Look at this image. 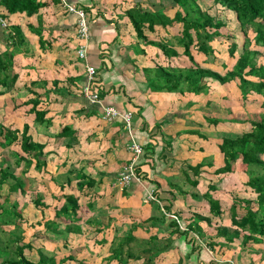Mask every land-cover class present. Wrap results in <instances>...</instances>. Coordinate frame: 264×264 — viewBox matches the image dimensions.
Masks as SVG:
<instances>
[{"label":"crops","instance_id":"crops-1","mask_svg":"<svg viewBox=\"0 0 264 264\" xmlns=\"http://www.w3.org/2000/svg\"><path fill=\"white\" fill-rule=\"evenodd\" d=\"M32 1L38 8L29 14L9 12L0 0V18L6 22L0 25V53L9 52L12 74H16L12 90L0 99L10 97L24 108L23 113L31 104L22 105V101L29 99L46 110L42 123L29 114L25 116H32L31 123L22 124V128L28 125L34 141L44 144L46 163L40 174L54 185L49 203L41 193L32 197L44 202L40 211L48 207L54 214L63 194L78 197L80 231L67 233L65 225L70 221L46 227L47 247L59 246L51 252L57 258L68 254L76 258L72 250H88L90 264H143L145 256H153L154 264H264V235H251L248 229L232 225L247 208L261 218L257 193L245 184L247 175L239 164L233 171H217L223 166L221 138L249 130V119L262 110L263 98L254 92L243 98L233 82L222 85L212 78H206L208 90L199 93L159 90L167 74L192 68L193 62L220 74L231 69H226L228 52L222 39L227 35L219 30L222 36L210 42L211 54L191 47V60L180 43L182 23L176 18L184 12L171 0H67L84 9L90 20L86 55L81 59L75 13L58 0ZM194 1L201 10L209 9L200 5L205 0ZM210 1V7L214 6ZM144 12L154 15L151 26L140 20ZM135 23L141 25L140 31ZM207 56L219 60L226 70L213 69ZM86 64L96 68L98 103L89 102L81 92ZM241 101L252 107L246 105L251 111L241 120L209 117L210 110L219 107L228 116L241 111ZM106 106L119 114L105 120ZM126 112L131 114L129 126L122 118ZM211 120H217L216 124ZM130 142L143 149L134 162L140 175L135 170L137 179L120 188L115 180L132 157L127 149ZM196 164L201 165L196 172L188 168ZM30 168L25 181L32 189ZM82 175L94 180L93 186L84 183L78 188ZM207 190L219 200V215L209 210ZM48 217L42 218V225L45 220L54 221ZM63 233L78 236L81 246H76L78 242L68 245ZM123 242L121 261L110 258L113 248ZM129 255L132 258L125 260ZM36 258L37 251L31 259ZM77 260L88 264L83 258Z\"/></svg>","mask_w":264,"mask_h":264},{"label":"trees","instance_id":"trees-1","mask_svg":"<svg viewBox=\"0 0 264 264\" xmlns=\"http://www.w3.org/2000/svg\"><path fill=\"white\" fill-rule=\"evenodd\" d=\"M171 1L183 9L184 14L180 16V13H177L176 18L182 23L180 43L184 47V53L189 55L191 60L192 57L189 52L191 47L196 50H202L205 54H211L213 52L210 42L215 37L222 36L219 30L225 26L227 10L233 13L235 20L240 26V31L244 36V39L242 38L239 44L240 52L235 57L233 66L224 74L207 68L204 70L193 62L194 66L192 68H187L186 70L176 68L172 71L173 73L171 75L167 74L165 76V82L160 86L159 90H187L199 93L208 90L206 78H212L222 85L233 82L241 92L243 98L250 92H254L263 98L261 102L262 110L252 114L249 119V130L244 131L238 136H223L221 138L222 140L218 148L223 155V166L218 168L217 171L220 173L233 171L236 164H239L240 168L246 173L247 180L245 184L257 193V210L260 211L261 218L256 219V210L247 208L245 215L237 220H233L232 218L234 221L232 225L248 229L251 235L254 233L264 235V0H212L214 5L213 12L210 10H201L194 0ZM2 4L9 12H21L25 10L31 14L38 8V6H33L32 0H3ZM141 19L147 21L148 25L151 26L155 18L150 12H144ZM134 26L135 29L140 31V24L135 23ZM249 33H251V36H249ZM14 34H16L15 31ZM226 37L230 38V36ZM250 42H253L254 48L250 47ZM237 46L238 44L235 42L227 43V52L230 57L234 58V51ZM258 55L263 57V60L260 62L256 60ZM11 61L12 57L9 55V52L0 53V96L12 90L16 79V74H12ZM27 104H31V107L27 108L24 114H33L34 121L42 123L46 110L38 107L39 102L37 100L29 99L22 101V105ZM211 121L215 124L217 122V120ZM17 131L15 128L0 130V147L4 145L9 146L13 143L19 146L20 152L16 153L14 163L18 169L22 170L21 175L23 177L22 179L20 176H16V172L9 171L8 166L0 167V186L7 179L12 181L4 196V199L11 203L12 209L11 211H5L1 205L2 203H0V225L2 223L4 224L1 220L4 213H10L14 222L22 219L21 213L17 211V199L26 190L25 171L32 165L40 171L46 163L43 150L44 144L32 139L28 133V125L24 124L22 130L20 132ZM200 167V164H196L195 166L188 165V168H192L193 172L199 170ZM134 169L140 175L139 167ZM82 180L83 182H79L78 188H81L84 183L87 186H93L94 184V180L85 175H82ZM62 197L64 200L54 210V217L70 221L65 225V231L67 233L79 232L80 227L78 221L80 220V216L78 210L80 205L78 203V197L73 194H63ZM204 197L208 202L210 212L219 215L222 212L219 200L213 198L208 190L205 192ZM32 203L38 208L44 206V202L39 197L34 198ZM54 222L55 220H45L43 225L49 228V226H54ZM35 223L41 224V220ZM19 239L20 241L16 242L14 246L12 257H6L0 260V264H85L71 254L57 258L55 254H49L40 248L37 249V258L33 260L26 254L31 249V244L24 242L21 238ZM130 240L131 237H128L126 242L129 243L131 242ZM126 242L118 244L120 246L117 248H113L110 258L117 259L120 262L122 258L119 255H122V248ZM129 258L132 257L129 255L125 260ZM152 259L153 256H145L143 264H154Z\"/></svg>","mask_w":264,"mask_h":264},{"label":"rangeland","instance_id":"rangeland-1","mask_svg":"<svg viewBox=\"0 0 264 264\" xmlns=\"http://www.w3.org/2000/svg\"><path fill=\"white\" fill-rule=\"evenodd\" d=\"M211 4L212 3L210 0L200 1V5L202 8H205V9L209 8L208 10L213 12L214 7L213 6L210 7ZM226 17L228 18L226 26L220 29V31L222 32V35L230 36V38H224V37L222 38L223 40H225L223 47L224 45L227 46L226 41L240 43L242 38L244 39V36L239 30V24L235 22L230 12H227ZM249 36H251V33H249ZM214 46L217 49L218 47L217 40L214 41ZM250 47L251 48L255 47L253 42H250ZM239 51H240V46H238L236 50L234 51V58L230 57L227 53H225V59L228 61V67L226 69L232 67L231 65L234 64L235 57L238 56ZM256 60L260 62L263 60V57H260L258 55L256 57ZM206 61L208 64L211 65L213 69H218L220 70V72H224L226 70L225 68H221L219 66V60H213L209 56H207ZM12 101L13 100L8 96L3 97L2 100L0 99V130L1 129L7 130V129H14V128L16 130L18 128L22 130L23 123H26V122L31 123L32 121V116H25V114L23 113L24 108H22V106L16 105ZM242 104L243 106H242L241 111H243V113L240 110H238L236 111V113L230 114V116H228V112H225L223 108L219 107L218 109L210 110L212 113H210L211 115H209V117H215L216 119L228 118L229 120H241L242 118L248 116V113L252 109L251 105L245 104L244 102H242ZM246 105L247 107L251 109L249 108L247 109ZM256 109H258V107H256L255 110ZM205 113H206V109H205ZM207 113H209V111H207ZM17 132H19V130ZM19 152H20L19 146L18 144L15 145V143L9 146L4 145L0 147V167L8 166L7 168L9 169V171L16 172L15 173L16 176H20L23 179L20 173V170L16 168L15 163H14L16 153H19ZM237 166L238 165H236V168ZM30 169L31 170L29 171L28 174L32 176V180L29 183L32 189L26 186L25 187L26 190L24 194L19 196L17 199V202H18L17 211L21 213L22 219L14 222L11 218L10 213H4L1 217V220L2 222H4V224L2 223L0 225V260L6 257L7 258L12 257L14 246L16 242L20 241V239L18 240V238H21V240H23L24 242H28L31 244V249L29 250V253H26L28 254L29 257L31 256L32 258H34L36 256V251L38 248L48 253H52L51 251L54 252L56 249L59 248L58 245L54 244L56 243V241L53 243L54 246L49 245L50 247H47L46 245L47 243H45L44 241V238H45L44 234H45V229H47L46 228L47 226L45 227V225L43 226L42 224H36L35 222L38 220H42V218H44L47 215L49 217L51 216V218L53 217V219L55 220V223L59 222L63 224V222H68L67 220H64L62 218L61 219L55 218L53 216L54 214H52V209L47 207L45 208V210L40 211L41 209H39L38 207L32 204V201H31L32 197H34L36 193H41L42 196L45 197L44 202L49 203L51 201V197H50L51 189L54 187V185L53 183L51 184L48 183V179H46L47 175L43 176L40 174L43 168L40 171L34 167ZM11 183L12 181L10 179H7L5 183L0 186V203H2L1 205L5 209V211H9V210L11 211L12 209L11 203L7 201L6 199H4L8 186ZM6 222H9V223H6ZM38 230H41V233H39ZM35 232H38V234L35 235L34 234ZM39 234H42V235H39ZM62 236H66V239L69 242L68 245L73 246L75 242H78L76 246H79V247L81 246V242L78 241L79 239L78 236L74 237L66 233H63ZM54 238L59 239V236L56 235L54 236ZM61 252L63 253V250H61ZM71 252L75 254L77 259L83 258L87 260L88 264H90L91 257L89 255L88 250L87 252H84V253L81 250L79 251L72 250Z\"/></svg>","mask_w":264,"mask_h":264},{"label":"built area","instance_id":"built-area-1","mask_svg":"<svg viewBox=\"0 0 264 264\" xmlns=\"http://www.w3.org/2000/svg\"><path fill=\"white\" fill-rule=\"evenodd\" d=\"M62 7L68 12H73L76 15V28L75 35L78 40L77 56L81 59L85 58L86 55V41L89 37V18L82 8H77L71 5L67 0H58ZM0 25L4 27L6 22L0 18ZM96 75V68L92 65L86 64L85 66V83L81 88L82 95L89 100L91 103L100 102L98 92L94 89V80ZM119 113L112 106H106L102 110V117L105 120H110L117 116ZM131 114L129 112L123 113L122 118L124 123L129 126ZM127 149L132 153V157L127 164L122 166L119 171L115 185L120 188L128 187L133 179H137V175L134 169V162L139 154L142 153V147L136 142H130L127 145ZM175 220H178L176 216L172 215Z\"/></svg>","mask_w":264,"mask_h":264}]
</instances>
